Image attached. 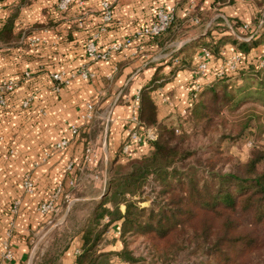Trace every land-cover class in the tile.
Instances as JSON below:
<instances>
[{"label": "crops", "instance_id": "obj_1", "mask_svg": "<svg viewBox=\"0 0 264 264\" xmlns=\"http://www.w3.org/2000/svg\"><path fill=\"white\" fill-rule=\"evenodd\" d=\"M58 1L0 0V26L15 15L17 35L9 46H0V82L15 83L5 104L0 105V264H34L49 245L54 228L65 224L76 201L105 197V206L112 210L117 202L112 201L108 184L110 165L116 158L118 163L126 162L120 151L134 125L130 121L137 117L134 100L140 90L151 86L158 120L181 115L189 104V84L196 80H192V69L172 72L170 55L196 40H207V29L217 17L231 29L230 18L249 25L264 10V0L260 4L257 0L221 4H213L214 0H107L113 16L101 30L102 0L73 3L65 11L57 10ZM158 6L174 7L175 17L182 20L195 9L210 10L211 14L206 26L190 20L166 42L135 36L136 29L153 20ZM35 23L45 25L37 27ZM94 35L101 50L114 42L127 44L105 60H92L85 46ZM201 47L194 50L193 67ZM236 51L233 44L226 43L221 57L211 54L208 69L197 83L208 84L221 61ZM250 51L263 52L264 44ZM80 68H87L95 77H71ZM55 73L69 79L59 90L52 77ZM167 75L172 77L161 85L151 83ZM27 98L31 99L23 106ZM87 103L93 104L94 117L85 122L79 114ZM73 125L80 130L77 136L71 132ZM62 139L68 140L67 146L57 148ZM87 141L91 152L86 158ZM143 143H132L128 157L144 152L147 146ZM69 162L74 164L71 172L65 169ZM26 176L33 182L32 193L23 186ZM50 199L54 209L41 211L40 204ZM120 209L124 210V204ZM119 235V222H114L104 235L101 250L119 252L123 246ZM81 244L82 233L76 232L59 264H75ZM6 251L11 252L10 258L5 257ZM133 252L138 254L136 249ZM110 262L127 264L118 257Z\"/></svg>", "mask_w": 264, "mask_h": 264}, {"label": "trees", "instance_id": "obj_2", "mask_svg": "<svg viewBox=\"0 0 264 264\" xmlns=\"http://www.w3.org/2000/svg\"><path fill=\"white\" fill-rule=\"evenodd\" d=\"M231 2L214 0L213 4ZM256 2L260 4L262 0ZM210 14V10L195 9L183 20L174 15L167 29L152 38L170 40L181 24L194 17L198 18L194 24L206 26ZM228 21L232 30L220 17L215 18L205 34L207 40L201 38L193 45L179 48L169 61L174 63L172 72L192 69L196 46L202 44L214 56L221 57L223 45L231 43L242 55L235 71L222 76L214 74L191 98L185 116L165 120L157 118L151 86L143 87L139 92L137 120L144 128L153 127L156 135L153 140H144L147 149L140 155L131 158L121 155L126 160L124 164L116 162L117 158L111 163L108 184L112 201L117 204L110 210L105 206V197L76 201L65 224L54 228L49 245L36 256L34 264H59L62 252L76 232L82 233V244L75 264H113L110 262L113 257L127 264H167L182 251L204 256L206 264H264V144H255L236 170L222 172V166L218 167L219 163L223 165L220 148L224 140L240 139L248 130L252 131L255 121L259 122L264 114V66H258L264 51H250L264 44V10L258 12L245 30L241 29V20ZM14 29L15 15H12L0 26V46H9L16 40ZM235 34L252 37L242 40ZM171 77L151 83L161 85ZM188 88L190 96L192 83ZM239 108L243 110L237 111ZM226 110L234 114L235 127L225 134L222 124L226 122ZM188 128L206 134L221 131L206 157L202 181L197 177V165L192 161L186 164L193 153L181 147L189 135ZM80 203L84 204L86 214L78 219L75 210ZM120 204H124L123 211ZM114 222H119L123 246L119 252H104L101 250L104 235ZM137 240L145 250L136 255L131 245Z\"/></svg>", "mask_w": 264, "mask_h": 264}, {"label": "built area", "instance_id": "obj_3", "mask_svg": "<svg viewBox=\"0 0 264 264\" xmlns=\"http://www.w3.org/2000/svg\"><path fill=\"white\" fill-rule=\"evenodd\" d=\"M86 0H59L57 4V8L60 11H65L68 9V7L73 4H83ZM100 10H101V19L103 22V26L100 28L101 30L104 29V24L109 23L112 20V7L109 1L102 0L100 3ZM174 18V7H166V6H158L155 8L153 20L145 25L140 26L138 29L135 30L134 35L135 36H157L160 33L164 32L169 24L171 23L172 19ZM193 23L198 22V18L194 17L191 20ZM247 23H243L241 25V29L245 30L248 28ZM95 35L87 42L85 46V52L88 58L92 60H105L109 57L111 52L117 51L122 49L127 42H114L107 46L105 49H99L97 48L95 42H94ZM251 36L247 37H240L242 40H249ZM38 38H34V41H37ZM211 52L206 47L200 48V54L196 58V62L194 64V67L192 68V74H193V91L190 93L189 96V102L191 101V98L196 95V92L202 87V84L197 83V80L201 77H203L208 69V63L207 60L211 57ZM242 59V55L239 52H234L232 55H230L228 58H225L221 61V64L216 68L215 75L216 76H222L225 72H232L235 71L237 68V65ZM258 66L263 67L264 66V57H262L258 61ZM80 76L82 79H93L95 77V74L90 72L87 68H80L77 70L75 74H72L73 76ZM53 79L56 81V90H59L64 85L68 84L69 79L63 78L62 74L55 73L53 74ZM15 83L13 80H2L0 82V105H4L6 102V97L9 93H11L14 89ZM31 98L25 99L22 104L23 106H27ZM138 101H139V94L135 97L134 100V107L135 109H138ZM186 110H183L181 115H185ZM94 117V107L92 103H87L86 108L83 112L79 114V119L82 121H89ZM133 123V127L130 128L129 135L127 139L124 141L121 147L120 153L122 155H129L130 149L132 143H141L144 140H153L155 138V129L153 127H147L144 128L142 125L139 124V121L137 120L136 116H133L131 121ZM71 132L74 134V136L79 135L80 130L77 126L73 125L71 126ZM68 144V140L62 139L59 141L56 146L57 148H64ZM85 157L87 158L89 153L91 152V145L87 141L85 144ZM74 168L73 162H69L65 169L67 172H71ZM74 180L73 178L70 180V183L73 184ZM23 186L28 193H32L33 190V182L31 179L26 176L23 182ZM61 191V190H60ZM65 198H69L68 195H65ZM14 205V210H15ZM39 209L41 211H48L54 209V200L50 199L46 202H43L40 204ZM6 258L11 257V252L6 251L5 253Z\"/></svg>", "mask_w": 264, "mask_h": 264}, {"label": "rangeland", "instance_id": "obj_4", "mask_svg": "<svg viewBox=\"0 0 264 264\" xmlns=\"http://www.w3.org/2000/svg\"><path fill=\"white\" fill-rule=\"evenodd\" d=\"M242 108H239L237 111H242ZM260 111H263L260 109ZM230 111L224 112V118L226 122L222 124L223 133H227L231 128H234L235 122L234 114L229 113ZM183 116V115H182ZM185 116V115H184ZM256 126V128H255ZM196 130V128H194ZM234 130V129H233ZM188 137L184 140L181 147L188 149L192 156L189 157L186 164L192 163L197 165L198 170V179L201 180V174L204 173L206 169V162L208 155L212 149V142L218 139V136L221 134V131L217 130L214 134H206L204 131H189L188 128ZM255 144H264V114L260 116V120L255 121V125L251 130H248L244 134V136L240 137L237 140L226 139L221 145L220 153L224 157L221 161H223V165L221 163L218 164L221 167V171H234L236 167L245 162L247 157L249 156V152ZM192 161V162H189ZM197 161H199L197 163ZM236 165V166H235ZM82 202V201H81ZM143 205H147V202H143ZM84 204L80 203L75 210L76 217L81 219L85 214ZM134 244H136L134 246ZM132 250L136 249V251L145 250L143 243L140 240H137L135 243L131 245ZM204 256H196L195 254L189 251H182V253L177 257L176 260H173L171 263L167 264H206Z\"/></svg>", "mask_w": 264, "mask_h": 264}]
</instances>
